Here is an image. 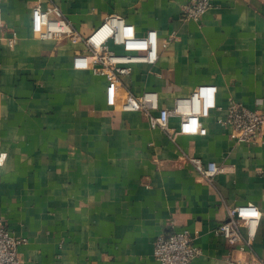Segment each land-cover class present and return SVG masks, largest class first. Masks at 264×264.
Instances as JSON below:
<instances>
[{
    "label": "crops",
    "instance_id": "obj_1",
    "mask_svg": "<svg viewBox=\"0 0 264 264\" xmlns=\"http://www.w3.org/2000/svg\"><path fill=\"white\" fill-rule=\"evenodd\" d=\"M209 1L196 22L183 17L191 0H1L0 219L26 240L22 264H158L156 240L184 230L200 250L192 264L264 262V129L245 144L223 125L233 100L264 113V0ZM51 5L84 37L116 15L138 36L176 40L110 84L74 69L82 44L35 36L33 10ZM198 90L205 134L175 115L164 131L122 110L129 94L156 92L172 109ZM192 157L228 172L208 181ZM246 204L261 219L240 251L219 226Z\"/></svg>",
    "mask_w": 264,
    "mask_h": 264
},
{
    "label": "built area",
    "instance_id": "obj_2",
    "mask_svg": "<svg viewBox=\"0 0 264 264\" xmlns=\"http://www.w3.org/2000/svg\"><path fill=\"white\" fill-rule=\"evenodd\" d=\"M1 2V0H0ZM209 0H191L183 8L185 19L199 22L210 10ZM33 30L39 40L66 39L73 44H82L85 50L74 57L75 70H92L103 76L110 84L121 83V79L132 74L134 64L154 65L160 56V47L167 48L176 37L161 40L156 30L138 36L122 17L111 15L89 36H82L56 5L46 9L33 10ZM3 28L0 8V31ZM9 40L15 42L16 34ZM113 46V47H111ZM114 47L122 48L121 51ZM125 112H140L146 116L152 129H169L172 115L180 118L183 128L200 126L199 133L205 134L199 119L204 116V96L198 90L188 98H179L172 109L162 108L156 92H145L141 96L129 94L122 105ZM223 125L229 128L230 138L238 143H254L264 129V113L251 110L236 101L227 106V117ZM6 154L0 152V166L5 163ZM195 170L206 180L212 181L217 175L228 172L226 165L215 162L205 163L200 158H189ZM261 213L251 204L229 209L228 219L219 226V233L226 242L240 251H251ZM240 222L247 225V234L241 231ZM25 239L14 236L4 220L0 219V264H22L19 248ZM200 250L188 230L172 231L160 236L154 246V257L158 264H192ZM264 264L262 260L253 263Z\"/></svg>",
    "mask_w": 264,
    "mask_h": 264
}]
</instances>
